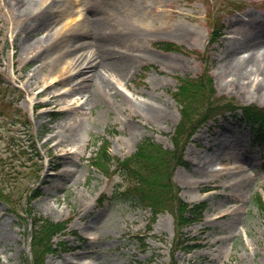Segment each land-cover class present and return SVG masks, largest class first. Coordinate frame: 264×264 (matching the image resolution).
<instances>
[{
	"label": "rangeland",
	"instance_id": "1",
	"mask_svg": "<svg viewBox=\"0 0 264 264\" xmlns=\"http://www.w3.org/2000/svg\"><path fill=\"white\" fill-rule=\"evenodd\" d=\"M92 1L89 9L87 0H55L61 12L52 26L79 22L75 27L84 37L78 38L87 42L88 29L97 34L122 20L138 35L131 37L136 59L127 58L130 63L123 72L108 74L117 92L95 89L85 102L82 95L64 93L70 79L47 63L46 53L33 56L38 46L18 45L25 32L16 36L17 29L29 19L17 13V0H0V78L10 85L7 99L33 123L28 130L13 124L15 109L0 112V148L7 146L10 134L15 141L10 142L26 148L22 157L14 158L10 180L3 183L10 189L21 182L23 192L13 194V207L0 201V264H26L35 218L66 224L54 238L62 245L45 264H264V213L257 203L258 196L264 200V150L253 143L260 120L245 122L240 110L231 116L226 112L200 123L184 139V163L175 166L172 178L183 200L206 203L202 219L182 230L183 239L196 238L201 244L190 252L174 249L170 211L154 217L150 208L120 194L126 182L118 172L107 178L89 162L103 142L121 159L145 138L173 149L171 134L181 112L170 92L177 89L180 76L197 77L207 69L217 98L264 107V78L258 73L239 77L235 63L237 57L264 50V39H251L264 30V0ZM102 9L106 22L95 29L91 23ZM84 16L88 19L80 22ZM49 28L35 31L30 43ZM159 41L204 51L205 57L165 51L157 46ZM48 83L54 84L44 90ZM150 106L156 111L150 112ZM54 112L57 117L52 119ZM25 193L32 194L29 206Z\"/></svg>",
	"mask_w": 264,
	"mask_h": 264
},
{
	"label": "trees",
	"instance_id": "2",
	"mask_svg": "<svg viewBox=\"0 0 264 264\" xmlns=\"http://www.w3.org/2000/svg\"><path fill=\"white\" fill-rule=\"evenodd\" d=\"M218 28L215 26L214 31H217ZM157 45L166 51L194 53L199 58L205 57V53L189 50L172 41H160ZM178 80L177 89L170 92L180 105L181 112L180 123L171 135L174 144L173 149H169L151 138H145L138 144L132 155L120 159L111 155L108 144L104 143L101 150L90 161L107 178L118 172L126 182V187L120 194L131 197L135 202L151 208L154 217L159 213L170 211L175 220L174 249L189 252L201 244L196 238L183 239L182 230L187 225L202 219L206 203L204 201L198 203L184 201L179 196V187L172 178L175 166L184 163L182 154L184 139H189L200 123L216 115H223L225 112L233 114L237 109H241L243 118L246 121L260 120L259 126L254 129V143L261 150H264V107L256 104L238 105L232 100L223 101V98H217L214 77L207 69H204L202 74L197 77L186 75L178 77ZM8 86L10 85L0 78L1 114L6 115L8 111L15 109L17 113H15L16 119H14L13 124L18 125L21 123L26 129L32 130L33 123L27 112L16 108L12 98L7 99ZM56 117V113H52L51 118ZM7 141V146L0 148V200L13 207L16 205L13 194L16 191L23 192L22 183L20 182V185L13 186L10 189L3 183L7 179L10 180L12 172L10 169H12L11 164L14 162V158L16 156L22 157L26 152V148L10 142L14 141L12 134L7 136ZM31 144L35 146L37 156L39 155L41 160L36 141L33 140ZM30 146L32 145L28 147ZM15 178L14 176V181L17 180ZM33 192H36V190ZM115 192H119L117 188ZM25 194L29 199L26 205L29 206L32 194ZM257 203L264 213V200L261 196H258ZM65 228L64 222H54L48 218H35L30 242L31 257H26V264H44L48 254L56 252L58 246L62 245L63 241L54 243L53 239Z\"/></svg>",
	"mask_w": 264,
	"mask_h": 264
},
{
	"label": "bare ground",
	"instance_id": "3",
	"mask_svg": "<svg viewBox=\"0 0 264 264\" xmlns=\"http://www.w3.org/2000/svg\"><path fill=\"white\" fill-rule=\"evenodd\" d=\"M54 1L55 0H48L46 4L40 0H17V13L21 17L23 16L29 19V21L25 20L17 29L16 36L22 29L25 32V35L19 38L18 45H22L25 48L38 46L39 48L33 55L34 57H37L40 53H46V58L49 59L47 63L51 62L53 67L57 68V71L62 74H67L66 78L71 81L69 82L70 89L65 90L64 93L75 92V94L82 95V98H85V102H88L93 98L95 89L102 90L103 92H117V90L113 91L114 88L110 84L111 79L108 74L111 72L114 74L118 71L123 72V68L125 69V66L130 63L126 61L128 60L127 58L136 59V45L134 41L131 40V37H136V35H138L136 29L127 28L129 21L122 20L109 24L107 27L103 28V23L106 22V11L102 9L97 12L96 18L91 25L95 29L103 28L104 30L95 34L88 29L85 35H87L90 40L87 42L83 41L78 38L84 37L83 32H77L78 29L75 27L79 22L73 24H56L52 26V24L58 20L57 17L61 12L59 7L55 8L53 4ZM64 1L65 3H70V0ZM91 1L92 0H87L89 9L94 5L93 1ZM112 1L116 3L119 0ZM142 5L144 6V4ZM142 9L143 14L146 15V6ZM114 12L117 13L116 11ZM122 15H125V12H122ZM86 19H88V17L84 16L80 22H84ZM136 22L135 25H133V23L132 26H136ZM48 27H50L49 29L51 30H49L45 36L39 37L35 43H30L29 38L35 31L41 28L47 29ZM137 27L139 28L138 25ZM108 28L110 29L107 30ZM72 30H74L75 33H70ZM252 38L256 39L257 43L261 42L264 39V30L254 33L251 39ZM261 58H264V50L261 51L260 54L251 52L246 58L237 57L235 63L239 77H248L251 73H258L264 78V65L262 66L261 64ZM43 64H45V61ZM249 64L252 65L250 69L248 68ZM53 84L54 83L46 84L44 90L53 86ZM55 98L60 99L57 95H55ZM148 109L150 112L156 111L153 110L154 108L152 106ZM79 112L84 114L85 111L83 106L80 107ZM212 145H215V142ZM205 169L208 171L210 167L207 166Z\"/></svg>",
	"mask_w": 264,
	"mask_h": 264
}]
</instances>
